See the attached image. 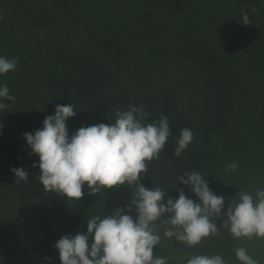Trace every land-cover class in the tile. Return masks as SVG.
Returning a JSON list of instances; mask_svg holds the SVG:
<instances>
[{"label":"trees","instance_id":"obj_1","mask_svg":"<svg viewBox=\"0 0 264 264\" xmlns=\"http://www.w3.org/2000/svg\"><path fill=\"white\" fill-rule=\"evenodd\" d=\"M257 1L0 0V56L18 61L8 77L21 88L18 100L28 103V113H36V105L47 111L51 105H75L77 114L66 122L69 136L81 126L114 124L117 111L130 106L143 108L145 125L167 117L171 134L158 157L146 162L140 182L159 186L165 202L180 189L199 202L178 180L196 171L224 197L226 210L240 193L256 199L257 189H264V7L256 8ZM238 9L249 24L232 21L229 12ZM231 30L237 40L217 38ZM185 128L193 139L175 155ZM30 152L20 135L0 131V166L28 171V179L15 180L14 187L27 211L48 220L57 240L86 233L75 200L45 190L39 167H32L39 158ZM232 162L239 165L235 171L227 168ZM133 193L127 184L120 186L121 206L130 204ZM82 206L84 213L87 204ZM126 212L137 215L134 206ZM216 222L218 235L187 247L165 237L169 225L157 220L154 257L177 251L181 260L169 264H185L191 255H220L227 264H242L235 250L244 247L264 264V238L237 239Z\"/></svg>","mask_w":264,"mask_h":264},{"label":"clouds","instance_id":"obj_2","mask_svg":"<svg viewBox=\"0 0 264 264\" xmlns=\"http://www.w3.org/2000/svg\"><path fill=\"white\" fill-rule=\"evenodd\" d=\"M248 20L245 13L243 23L249 24ZM17 63L16 59L0 56V75L15 70ZM4 98L14 100L9 88L0 85V111L6 106ZM74 108L73 103L57 104L55 113L44 118L42 128L22 134L31 148L29 155L39 158L38 165L34 162L32 167H39V179L45 190L72 200L85 195L82 191L85 183L89 194L124 184L132 187L134 193L125 208H117L104 218H90L86 233L59 238L52 246L58 250L61 264H168L166 257L153 254L160 242L157 220L169 225L163 233L165 237L175 238L187 247L218 235V220L237 239L264 238V189H257L256 199L248 192L240 193L239 201L231 202L224 210V197L216 195L199 172L192 171L178 179L190 186L199 202L187 197L183 189L176 199L169 197L165 202L166 193L159 186L149 189L140 182L141 174L147 172L146 162L158 157L171 134L167 117L145 125L143 108L130 106L127 111H117L114 124L81 126L69 136L66 122L77 114ZM192 139L190 129H181L174 154L180 155ZM238 166L232 162L227 168L235 171ZM10 170L15 180L28 179V171L23 167ZM133 206L135 219L126 212ZM235 251L242 264H259L246 248ZM185 264L227 262L220 255H191Z\"/></svg>","mask_w":264,"mask_h":264},{"label":"rangeland","instance_id":"obj_3","mask_svg":"<svg viewBox=\"0 0 264 264\" xmlns=\"http://www.w3.org/2000/svg\"><path fill=\"white\" fill-rule=\"evenodd\" d=\"M228 1L223 0L224 3L222 5H225ZM263 7L264 0H258L256 8ZM226 10L227 8L225 7L221 12L223 13ZM240 11L238 9L229 12L232 16V21L243 22V17L240 15L242 11ZM217 38L220 40H231L232 38L237 40L233 30L225 32L223 36ZM242 38L246 41L257 39L253 36H242ZM8 73L9 71L0 75V85H6L9 88L10 95L14 97V100L9 101L4 98L2 101L6 103V106L0 111V124H3V128L0 131L6 134H17L23 138V133H34L35 130L42 128L44 118L49 114L55 113L56 105H51L49 111H47L48 106L41 110L40 106L38 105V109L36 105V110L34 111L37 112L28 113V103L22 104L18 100L17 95L20 94L21 88L9 80ZM10 110L14 112L8 114ZM11 175L15 174L0 166V264H58V250L52 246L57 241V238L49 230L48 225H50V222L45 219V221H41L36 215L27 211V204L15 190L16 181ZM120 186L106 187L101 189L100 193L89 194L90 190L85 183L84 187H82L85 195L80 199H75V207L86 229L87 221L90 218L95 216L104 218L117 208H125V206H121L120 200L117 199ZM86 197H90V200L86 199ZM83 204H87V209L85 207L86 212L84 213L82 210ZM178 253L180 252L165 251L160 252V256L166 257L169 264L171 261L181 260L178 257ZM45 257H51V262L46 261Z\"/></svg>","mask_w":264,"mask_h":264}]
</instances>
